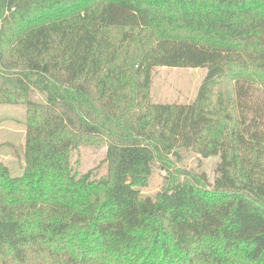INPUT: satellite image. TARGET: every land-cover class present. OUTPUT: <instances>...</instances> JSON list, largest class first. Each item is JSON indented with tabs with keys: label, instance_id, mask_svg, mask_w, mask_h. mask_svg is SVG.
<instances>
[{
	"label": "trees",
	"instance_id": "1",
	"mask_svg": "<svg viewBox=\"0 0 264 264\" xmlns=\"http://www.w3.org/2000/svg\"><path fill=\"white\" fill-rule=\"evenodd\" d=\"M158 67L207 75L156 103ZM0 104L26 108L0 264H264V0H0ZM82 147L106 175L75 169ZM183 152L219 157L214 183Z\"/></svg>",
	"mask_w": 264,
	"mask_h": 264
},
{
	"label": "rangeland",
	"instance_id": "2",
	"mask_svg": "<svg viewBox=\"0 0 264 264\" xmlns=\"http://www.w3.org/2000/svg\"><path fill=\"white\" fill-rule=\"evenodd\" d=\"M207 75L205 68H166L158 67L153 74L151 98L156 103L188 104L192 102ZM35 99L42 96L35 95ZM26 136V108L0 104V160L8 165L15 176L22 172ZM106 148L82 147L75 152L73 164L80 174L96 169L99 176L107 174L104 162ZM174 161H176L174 159ZM219 157L201 158L192 152H183L175 166L183 175L191 174L200 178L205 175L214 183ZM167 173L159 166L155 168L148 187L143 189L146 196L155 197L167 184Z\"/></svg>",
	"mask_w": 264,
	"mask_h": 264
}]
</instances>
